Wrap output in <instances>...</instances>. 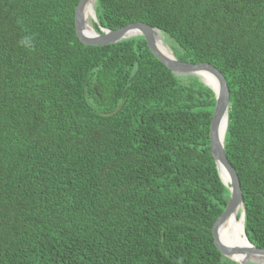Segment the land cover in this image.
<instances>
[{"label": "trees", "instance_id": "trees-1", "mask_svg": "<svg viewBox=\"0 0 264 264\" xmlns=\"http://www.w3.org/2000/svg\"><path fill=\"white\" fill-rule=\"evenodd\" d=\"M79 2L0 0V264H238L213 236L230 197L210 150L214 91L143 36L83 43ZM94 8L97 32L147 23L225 76V152L264 249V0Z\"/></svg>", "mask_w": 264, "mask_h": 264}, {"label": "water", "instance_id": "water-1", "mask_svg": "<svg viewBox=\"0 0 264 264\" xmlns=\"http://www.w3.org/2000/svg\"><path fill=\"white\" fill-rule=\"evenodd\" d=\"M95 2L96 0H80L75 10V25L83 43L93 46H105L134 36H143L152 53L174 74L178 76H197L214 91L216 106L211 122L210 150L220 179L230 192L229 202L213 226L214 241L223 256L238 264H264V249L254 246L246 234V209L240 179L225 152V134L230 107V91L225 76L210 63L194 64L179 60L172 49L164 42L161 31L144 22L130 23L117 30L101 28V33L97 32L90 24V32L87 31L86 15H88L89 20L97 21L94 8ZM206 78H211L210 82L206 81ZM223 174L225 177H223ZM232 217L241 222V233L246 242L227 244L220 240L219 231L221 226Z\"/></svg>", "mask_w": 264, "mask_h": 264}, {"label": "bare ground", "instance_id": "bare-ground-1", "mask_svg": "<svg viewBox=\"0 0 264 264\" xmlns=\"http://www.w3.org/2000/svg\"><path fill=\"white\" fill-rule=\"evenodd\" d=\"M90 24L91 23L88 18V15H86V29L89 32ZM210 80L211 78H206V81L210 82ZM223 177H225L224 174ZM219 238L222 242L227 244L246 242L245 238H243V235L241 233V222L235 219L234 217L229 218L223 223L219 231Z\"/></svg>", "mask_w": 264, "mask_h": 264}]
</instances>
